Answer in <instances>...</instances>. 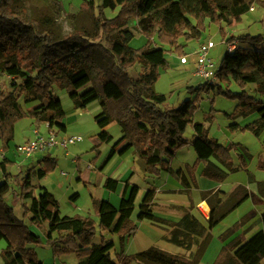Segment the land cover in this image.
<instances>
[{"label":"trees","instance_id":"1","mask_svg":"<svg viewBox=\"0 0 264 264\" xmlns=\"http://www.w3.org/2000/svg\"><path fill=\"white\" fill-rule=\"evenodd\" d=\"M83 0L91 10H97L96 25L105 35L104 43L91 42L80 31L57 38L42 28L35 21L27 18L20 0H0V77L11 79V92H6L0 85V143L2 153L9 150L14 139L16 123L23 118H30L45 123L48 129L57 125L59 131H65V125L59 124L64 117L62 105L54 94V87L67 91L78 109L99 100L102 111L94 117L99 133L95 136L98 144L94 147L99 154V146L110 144L113 137L106 127L115 118L122 127L123 135L109 149L97 170L102 172L114 156L126 155L132 147L144 162L145 171L159 177L167 173L179 177L184 187L189 184L181 170L174 172L171 162L177 152L187 146H193L196 163L204 162L201 176L208 180L222 182L226 177L224 169L233 172L232 151L246 150L235 144L222 146L217 139L209 137L208 129L203 123L194 122L196 110L194 99H188L177 108L168 110L161 106L166 97L154 91L160 70L168 67L165 58L167 46L183 57L185 42L198 41L205 27V20L212 24L224 23L231 27L238 24L253 4L260 0H122L118 14L110 19H103L105 9L114 11V0ZM130 21H136V28L145 36V44L137 49L131 48L134 39L133 29L128 27ZM114 25L118 30L115 37L108 33ZM220 33L225 39L222 28ZM94 38H97L95 35ZM226 43L236 42L232 52L226 50L216 71L217 83H203L195 91H203L214 96H224L237 101L233 112L225 117L231 122L227 126L231 132H248L259 138L264 131V100L253 97L248 89L255 85L256 93L264 98V34H249L237 38H226ZM256 46L257 48H253ZM139 65L137 78L130 75V70ZM235 84L239 92H232L222 85ZM25 105L37 103L26 110ZM212 113V110H211ZM112 114V115H111ZM257 118L241 126L235 121L251 115ZM213 115L204 117V122H211ZM192 129L190 140L184 137L186 128ZM214 158L223 168L212 163ZM241 161L239 168L247 170V164ZM42 167L31 168L19 179L23 217L19 219L13 208L7 204L5 196L10 192L9 182L18 180V175H10L7 166L11 162L5 157L0 162L3 182L0 183V242L6 247L0 256L4 264H43L34 249L40 244V238L30 230L25 219L31 225L40 227L48 223L47 243L51 244L53 258L60 255L74 254L77 264H198L203 257L211 235L204 225L192 214L186 212L178 222L168 223L152 215L156 189L149 185L139 204L138 220L148 219L171 228L166 241L185 251L195 246L192 260L180 255L166 253L156 247L128 256L124 245L136 232V225L131 220L139 187L131 185L129 178L124 182V191L119 208L107 200L93 199L92 205L98 225L90 218L79 216H62L59 203L45 188L40 187V194L35 196L37 186L34 180H42L56 169V160L45 156L40 161ZM258 168L264 171V158L260 159ZM117 180L107 178L103 188L109 193L118 189ZM261 198L264 200V186L258 184ZM249 198L246 188L238 186L232 191L228 201L217 199L212 207V227L218 225L229 213L236 210ZM79 194L74 193L69 201L75 203ZM222 202V203H221ZM262 229L244 242L230 241L225 244L213 264H260L264 258V215L261 218ZM96 227L105 234L117 236L120 251L111 252L115 242L106 240L93 244ZM58 234L53 238V234ZM66 233L65 235H61ZM222 236L220 237V240ZM69 240L78 242L76 249L60 246L58 243ZM200 240V242L198 241ZM34 246V247H32ZM18 257V258H17Z\"/></svg>","mask_w":264,"mask_h":264},{"label":"rangeland","instance_id":"2","mask_svg":"<svg viewBox=\"0 0 264 264\" xmlns=\"http://www.w3.org/2000/svg\"><path fill=\"white\" fill-rule=\"evenodd\" d=\"M20 1L24 6L27 18L35 21L42 28L51 31L57 38L76 30L84 32L91 42H99L100 40L104 43L105 35L96 25L98 17L97 10L89 9L83 0ZM114 1L118 4V7L114 11L105 9L103 11V19L110 20L118 14L121 5L119 3L122 0ZM260 1L263 2V5L259 3L253 4L254 12L244 14L241 21L234 26L229 27L224 23L220 25L212 24L208 20H205V29L198 41L185 42L184 39H180L179 43L184 46L183 57L187 61L185 65L179 63V54L170 51L167 46H164V49L167 51L165 58L168 67L165 70H160L159 78L153 87L155 92L165 95L166 101L161 108L168 110L177 108L184 101L194 99L198 95V100L195 103L196 110L193 115V121L203 123L208 129L209 137L217 139L222 146L235 144L246 150L247 154L240 149L236 152L232 151V167L236 168V171L231 172L223 168L219 163L220 168H223L226 173V178L222 182L208 180L201 176V171L204 169L205 164L204 162L196 163L194 148L190 145L177 152L176 157L171 162V168L174 172L178 171L181 167L183 168L181 171L189 184V188L184 187L180 178L173 174L169 176L168 174L161 173L159 179L152 175V177L148 176L145 171L144 162L139 158L134 147L126 155L115 157L108 163L107 168H104L105 170L103 169V172H99L97 168L105 157V154L122 137V127L115 118L111 119L107 132L113 137V141L108 145L103 144L99 146V154L97 155L94 151V147L98 144L95 136L100 130L96 125L94 117L102 111L100 101L97 100L91 103L86 109H78L75 107L72 97L67 91L58 87H54L53 91L64 111V117L59 124L65 125V131H59L57 125H53L51 130L57 133L58 137L79 136L81 140L68 146L67 150L61 147H53L44 151V154H34L27 160L23 154H20L18 147L22 143L33 139L36 133L46 136L50 129L46 126L47 124L45 125L30 118H23L15 125L14 139L10 143L8 150V158L15 163L14 165L13 163L9 165L10 172L18 173L20 166H22V171L24 172L28 167L36 166L44 156L55 159L57 164L56 169L41 181L34 180V184L37 186L35 196L39 195V188L44 187L59 203L62 216L90 218L95 220L96 226L98 225V218L93 209V199L107 200L119 208L122 200L124 182L133 173L131 183L140 189L131 217L137 229L135 234L125 242L124 253L131 256L150 247H156L172 255H178L182 252L180 256L192 260L196 252L195 246L192 247L194 252L182 251L166 241L165 238L171 230L169 226L148 219L142 221L137 219L139 215V204L148 189V182L154 180L156 186L154 188L158 190L155 194L152 215L168 223H173L177 222L184 213L189 212L192 214L191 212L196 210L198 220L204 224L211 235L210 245L201 264H213L214 260L212 261V259L218 245L224 246L232 240L244 242L262 229L261 218L264 215V200L262 203L257 202L261 198L258 184H261V187L264 186V171L258 168L260 159L264 157V131L259 138H256L248 132H231L228 130L227 126L231 122L227 120L225 115L233 112L237 101L227 99L224 96H214L212 93L207 94L201 90L195 91L199 85L205 82L200 77L194 75L196 68L194 52L200 44L212 41L215 47L209 51V58L218 68L227 50V45L233 44L226 43V38H237L246 35V33L252 36L264 34V0ZM94 2L95 4H99L100 1L94 0ZM128 27L133 29L134 33V39L131 41L130 47L134 49L142 47L145 44L146 38L136 28V21H130ZM220 28L224 31L225 39L220 33ZM109 30L108 35L113 38L119 29L112 25ZM95 35L97 38H94ZM252 47L257 48L256 46ZM139 69L140 66L135 65L130 70L132 78H137ZM10 84V78L7 76L0 77V85L6 92L13 90ZM223 87V90H225L226 87ZM228 89L232 92L233 90L234 92H239L235 84H231ZM248 92L250 95L252 93L254 94L256 87L254 85L249 87ZM20 103L26 110L37 105V103L25 105L22 100ZM207 115H213L211 122H204V117ZM235 122L241 125L246 124L248 121L245 122V120L238 118ZM184 137L188 140L191 139L192 129L190 126L186 128ZM238 154H242L244 157L247 170L239 168L241 161L238 159ZM214 160L212 158L210 161L213 163ZM23 162L25 163L22 165ZM107 178L120 182V186L115 193H109L104 190L103 185ZM11 182L17 183L16 180H12ZM238 186L247 189L249 198L236 210L229 213L218 225L212 227V207L217 205V199L219 198L221 201L226 199V201L222 202H227L232 191ZM215 189L217 191H214ZM74 193L79 194V199L75 203H72L68 198ZM200 199H204L203 201L209 209L207 213L204 212L202 214L198 208ZM12 200L11 195L9 202L13 203ZM194 201H197L196 209V206L194 207ZM12 205H14L15 215L21 219L23 217V202H19L18 200ZM96 228V234L92 243L95 242L98 244L101 242L102 236L105 239L108 236L107 238L114 239L118 247L117 252H119L118 237L102 233L98 227ZM30 230L40 238V244L35 247L32 246L36 250L38 259L43 264H60L58 258L65 255L53 258L51 244L47 243L48 231L46 230L45 232L40 227H32ZM221 236L222 239L220 240ZM198 241L200 242V240ZM5 247L6 243L1 241L0 252ZM0 264H4L1 256ZM260 264H264V258Z\"/></svg>","mask_w":264,"mask_h":264},{"label":"built area","instance_id":"3","mask_svg":"<svg viewBox=\"0 0 264 264\" xmlns=\"http://www.w3.org/2000/svg\"><path fill=\"white\" fill-rule=\"evenodd\" d=\"M250 10H252V8ZM214 47L215 44L212 41H208L207 43L200 44L197 50L194 52L196 64L195 75L210 85L217 83V67L209 58V51ZM235 48L236 42L227 45L228 52L234 51ZM179 62L181 64L187 63L185 57H180ZM80 140L81 138L79 136L58 137L57 133L50 129L46 136L38 135L36 133L33 139L22 143L18 147V151L26 158H30L38 152L42 153L53 147H61L67 150L68 146L73 145Z\"/></svg>","mask_w":264,"mask_h":264},{"label":"crops","instance_id":"4","mask_svg":"<svg viewBox=\"0 0 264 264\" xmlns=\"http://www.w3.org/2000/svg\"><path fill=\"white\" fill-rule=\"evenodd\" d=\"M122 3V2H121ZM121 3H119V4H121ZM116 6L118 7V4H116ZM252 12H254V7H252V10H249V12L248 13H252ZM247 34V33H246ZM261 49L264 51V44H263V46L261 47ZM180 63V62H179ZM183 65H185V64H183ZM195 75V74H194ZM223 86H225L226 88H228V86L227 85H222V88L224 89V87ZM251 86H253V85H251ZM250 86V87H251ZM255 86V85H254ZM234 89H236L234 86H232ZM225 88V89H226ZM233 92H234V90H233ZM253 97H255V98H258V99H261V100H264V98L262 97V96H260L258 93H252L251 94ZM28 110H29V108H27ZM257 118V116L254 114V115H252V116H249V117H247V118H241V119H243V120H245V122H247V123H250L251 121H253V120H255ZM240 119V118H239ZM250 120V121H249ZM237 124H239L238 122H236ZM246 123V124H247ZM45 124V123H44ZM46 125V124H45ZM240 125V124H239ZM242 125H245V124H241V126ZM47 126V125H46ZM109 126V125H108ZM108 126L106 127V130H107V128H108ZM36 132V131H35ZM109 151V150H108ZM8 153H9V151L7 152V153H2V151H1V149H0V159H1V161H2V159L5 157L6 159H8L10 162H11V164L13 163V165L15 164L13 161H11L10 160V158H8ZM37 154H44L43 152L42 153H40V152H38V153H36L35 155H37ZM107 154V153H106ZM106 154H105V156H106ZM45 157V156H44ZM115 157H119V156H114L113 158H112V160L115 158ZM31 158V157H30ZM43 158V157H42ZM264 158V157H263ZM29 158H27V160H28ZM42 160V159H41ZM0 161V162H1ZM111 162V161H110ZM25 162H23L22 163V165L24 164ZM215 165H217V166H219L220 167V165H219V163L216 161V160H214V162H213ZM109 165V164H108ZM107 165V166H108ZM31 166V165H30ZM107 166L105 167V169L107 168ZM42 167V164L40 163V161L37 163V165L36 166H32V167H28V169H26L24 172L22 171V166H20L19 168V170H18V173H12V172H10V166H7V172L10 174V175H13V176H15V175H20L19 176V178H18V180H16L17 181V183H13V182H9V185H10V187H11V190H10V192L5 196V200H6V202H7V204L8 205H10L12 208H13V210H14V205H12V204H15L18 200H19V202L21 201L20 199H19V194H20V187H19V179H21L22 177H24L25 176V173H26V171L27 170H29V169H31V168H35V169H39V168H41ZM104 169V170H105ZM181 169H183L182 167L181 168H179V170H181ZM103 172V171H102ZM165 174H167V173H165ZM147 175L148 176H150V177H152L150 174H148L147 173ZM169 176H171L170 174H168ZM132 176H133V173H131L129 176H128V178H129V183L131 184V185H134V184H132L131 183V178H132ZM46 178V177H45ZM156 178H158L159 179V177H156ZM150 180V179H149ZM4 180H3V176H2V173L0 172V183H2ZM39 181H41V180H39ZM119 182V181H118ZM148 184L149 185H152V186H154V187H156L155 186V182H154V180H150L149 182H148ZM119 186H120V182H119ZM119 186H118V188H119ZM149 187V186H148ZM44 188V187H43ZM46 189V188H45ZM118 190V189H117ZM140 190V189H139ZM158 190V189H157ZM157 190H156V192H157ZM123 191H124V187H123ZM214 191H217L216 189L214 190ZM123 193V192H122ZM40 194V193H39ZM139 194V193H138ZM11 195H12V202L13 203H10L9 202V199H10V197H11ZM36 197H38V196H36ZM138 197V196H137ZM137 199V198H136ZM68 200H69V198H68ZM204 200V199H203ZM203 200H201L200 199V203L201 202H204ZM193 201V200H192ZM222 201H226V199H223ZM21 202H23V204H26L27 206H29V201H21ZM136 202V201H135ZM195 202V201H194ZM197 202V201H196ZM195 202V205H194V207H195V209L197 208V203ZM153 204H154V202H153ZM113 205V204H112ZM198 205H199V203H198ZM114 206V205H113ZM198 208H199V206H198ZM200 209V211H201V213L202 214H204V212L201 210V208H199ZM192 213V215H194L197 219H198V214L196 213V210L195 211H193V212H191ZM17 216V215H16ZM18 217V216H17ZM98 218V217H97ZM181 218V217H180ZM180 220V219H179ZM178 220V221H179ZM25 221H26V223H27V225L30 227V228H32V227H37L36 225H31L29 222H28V219H25ZM95 221V220H94ZM177 221V222H178ZM200 221V220H199ZM201 222V221H200ZM46 224H47V226H46ZM97 224H98V220H97ZM201 224L202 225H204L202 222H201ZM40 228H42L45 232H46V230L48 231V223H43L41 226H40ZM213 229V228H212ZM211 229V230H212ZM66 233H62L61 235H65ZM58 237V234H56V233H54L53 234V238H57ZM108 236H106V239L107 240H109L110 238H107ZM116 237V236H115ZM111 240H113L114 241V239H112L111 238ZM115 242V241H114ZM60 246H63V247H67V248H71V249H76L78 246H79V244H78V242H72V241H68V240H64V241H62V242H60V243H58ZM93 244H96L95 242H93ZM209 245H210V243H209ZM209 245H208V247H209ZM223 246V245H222ZM222 246H219L218 245V247H217V250H216V252H215V254H214V256H213V259H212V261L214 260L215 261V259L217 258V256H218V253H219V250L221 249V247ZM174 247H176V246H174ZM208 247H207V249H208ZM117 248V249H116ZM176 248H178V247H176ZM196 248V247H195ZM35 249V248H34ZM178 249H180V250H182V251H184L183 249H181V248H178ZM207 249H206V251H207ZM36 251V250H35ZM118 251V247L116 246V242H115V248H114V250L112 251V255H115L116 254V252ZM193 250H192V248L190 249V252H192ZM206 251H205V253H204V255H203V257L201 258V260L199 261V263L198 264H201L202 263V261H203V258H204V256H205V254H206ZM194 252V251H193ZM136 254V253H135ZM180 254H182V252L180 253ZM180 254H178V255H180ZM58 261L60 262V264H77L78 263V261H77V259H76V257H75V255L74 254H70V255H68V256H60L59 258H58ZM208 264H212V263H208Z\"/></svg>","mask_w":264,"mask_h":264},{"label":"bare ground","instance_id":"5","mask_svg":"<svg viewBox=\"0 0 264 264\" xmlns=\"http://www.w3.org/2000/svg\"><path fill=\"white\" fill-rule=\"evenodd\" d=\"M199 208H201V210L203 211V212H208L209 211V209H208V207H207V205H206V203L205 202H201V203H199Z\"/></svg>","mask_w":264,"mask_h":264}]
</instances>
